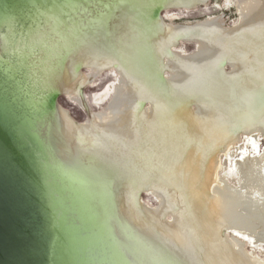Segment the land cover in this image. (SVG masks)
Here are the masks:
<instances>
[{"label":"bare ground","instance_id":"6f19581e","mask_svg":"<svg viewBox=\"0 0 264 264\" xmlns=\"http://www.w3.org/2000/svg\"><path fill=\"white\" fill-rule=\"evenodd\" d=\"M207 1L96 0L85 27L60 32L61 55L11 62L12 78L37 110L25 118L32 127L31 145L59 205L71 212L69 228L81 229L77 241L84 244L102 232L114 249L112 264H264L260 253L225 232L246 231L264 241V155L241 165L240 187L218 181V154L242 132L248 140L255 130L264 135V0L244 5L236 0L242 20L232 34H224L217 19L185 26L158 17L162 7L189 10ZM209 31L218 36L195 56L174 52L180 38ZM237 40L243 46L225 57L222 50ZM73 52L98 73L121 74L109 86L115 92L111 115L104 120L98 113V126L77 123L52 102L57 92L73 95L79 82L92 83L90 75L63 63ZM228 64L231 71L224 67ZM167 70L173 77L164 76ZM125 98L149 107L125 118ZM25 119L15 127L23 129ZM80 135L89 138V147H80ZM129 171L137 177L125 180ZM165 187L173 188L174 197L163 192ZM141 190L167 201L176 209L175 220L145 200L136 201ZM127 236L133 245L121 244ZM54 246L55 239L51 264L64 252ZM125 252L136 254L138 262H130Z\"/></svg>","mask_w":264,"mask_h":264},{"label":"rangeland","instance_id":"374dc122","mask_svg":"<svg viewBox=\"0 0 264 264\" xmlns=\"http://www.w3.org/2000/svg\"><path fill=\"white\" fill-rule=\"evenodd\" d=\"M91 1L93 0H7L0 2V107L3 119L7 120L9 118L8 109L15 114L16 124H18L19 119L22 121L27 118V114L31 116V114L34 115L37 112L35 106L31 105L29 107L30 99L24 93L21 83L19 82L17 86V79L12 78L11 62L22 63L31 59L30 57H37L42 54L44 56L61 55L62 49H64L61 38L64 37L60 35V32L72 30L74 27H85L83 22L88 17V14L95 10L94 2L96 0L92 2L93 6L90 5ZM250 1L238 0L241 5ZM197 7L189 10L172 7L164 11L162 17L167 23L185 26L217 19V23L224 34H232L235 30L237 31L241 24L242 19L236 7V0H208L205 5L200 4ZM217 36L216 32L209 31L203 36L196 34L192 39L182 37L174 46V52L184 58H190L210 46ZM242 46V42L237 40L233 44L229 43L226 46L227 49L222 50V53L227 52L225 54L226 57L231 53L230 51L240 49ZM75 53L73 52L68 57H65L66 60L63 63L69 64L77 73L82 71L90 75L92 83L88 82L84 85L83 82H79L77 92L73 95L60 92L55 103L67 109L70 116L77 123L91 122L94 126H98V113L103 114L104 120L111 115L109 105L114 98L115 92L109 86L117 80L118 76L121 77V74L119 71L116 73V71L109 69L98 73L96 70L84 65L83 61H77ZM170 65L173 67L172 63ZM224 67L227 71L232 69L229 64L224 65ZM173 74V71L167 70L164 76L173 77ZM125 82L128 83V80L125 79ZM126 92L127 88L124 85V88L120 91L121 96L124 97ZM147 107H149V103H130L125 98L121 105V112L127 118L130 115L136 116ZM193 107L196 109L195 105ZM22 125H25H20L23 129L16 127V131L18 134L23 135L27 147H30L35 158L36 169L42 175L40 197L44 200V206L48 212L46 218L51 226L49 227L48 259L45 264H51L50 251L54 239V247L56 249H64V252L62 251L59 255V260H54L57 264H90L89 258L97 261V264H112V260L116 263L115 258L111 256V250L114 252V249L112 245L111 247L108 246L106 243L107 239L104 238L105 235L102 232L93 233L91 242L87 243L88 245L80 240L77 241L80 238L81 229L79 227L78 229L76 227L69 228L71 212L59 205L58 194L49 184L50 176L46 171L43 173V168L38 163V155L31 145L33 141L28 132L32 128L31 123L25 119V123H22ZM34 126L37 131L40 129L38 124H34ZM245 136L246 133H240L236 142L226 152L218 154L220 163L218 181L226 179L231 186H236L237 188L241 186L244 180L241 165L244 162L246 163V160L250 157L257 159L264 155V135L262 132L260 130L253 131L250 136L251 140H248ZM78 139L80 147H89L90 141L88 137L80 135ZM249 165L251 166L252 164L250 163ZM129 172V174L125 175V180L137 177L135 173ZM45 186H47L49 193L53 196V203ZM163 192L168 197H174V190L171 187H165ZM135 197L138 202L139 200H145L150 206L164 211L165 219L175 220L176 209L170 210L167 201H162L152 190H141L135 194ZM125 232L126 234L130 233L126 229ZM225 232L239 238L243 242L244 247L251 252L260 253L264 258V241L253 240L254 236L246 231L238 232L228 229ZM127 237V240H123L121 244L133 245L130 240L132 237ZM112 242L122 247L120 241ZM125 254L127 259L130 258V262H138L136 254L135 256L127 252ZM147 261L151 262L150 259Z\"/></svg>","mask_w":264,"mask_h":264},{"label":"water","instance_id":"95a60500","mask_svg":"<svg viewBox=\"0 0 264 264\" xmlns=\"http://www.w3.org/2000/svg\"><path fill=\"white\" fill-rule=\"evenodd\" d=\"M172 7H162L158 17ZM59 93L53 95V104ZM8 114L7 120L0 119V264H45L51 226L40 197L42 175L16 131L15 114L10 109Z\"/></svg>","mask_w":264,"mask_h":264},{"label":"trees","instance_id":"16d2710c","mask_svg":"<svg viewBox=\"0 0 264 264\" xmlns=\"http://www.w3.org/2000/svg\"><path fill=\"white\" fill-rule=\"evenodd\" d=\"M0 111H2V110H1V107H0Z\"/></svg>","mask_w":264,"mask_h":264}]
</instances>
